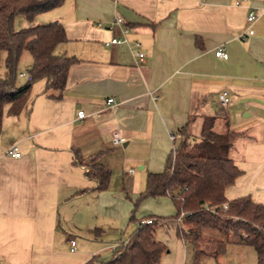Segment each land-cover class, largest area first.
<instances>
[{
  "label": "crops",
  "instance_id": "0c3cea01",
  "mask_svg": "<svg viewBox=\"0 0 264 264\" xmlns=\"http://www.w3.org/2000/svg\"><path fill=\"white\" fill-rule=\"evenodd\" d=\"M263 6L264 0H62L35 14L37 23L62 24L66 38L54 50L76 61L59 98L49 94L55 90L44 92L39 78L21 109L2 116L0 264L109 258L113 245L127 239L132 199L147 173L163 168L173 147L169 134L193 111L190 128L196 136L203 115L222 107V90L229 98L222 107L228 126L242 131L230 150L240 173L224 195H249L264 208ZM250 7L256 13L253 32L239 39ZM112 36L126 42L104 43ZM134 40L141 60L131 53ZM218 46L226 58L214 54ZM108 96L114 104H105ZM114 129L120 144L110 141ZM213 129H224L221 118ZM12 143L18 157L6 152ZM100 150L105 152L96 159L110 176L107 187L96 190L83 165L72 160L74 151L84 162ZM164 211H174L166 195L147 196L130 219L132 227L145 215Z\"/></svg>",
  "mask_w": 264,
  "mask_h": 264
},
{
  "label": "trees",
  "instance_id": "16d2710c",
  "mask_svg": "<svg viewBox=\"0 0 264 264\" xmlns=\"http://www.w3.org/2000/svg\"><path fill=\"white\" fill-rule=\"evenodd\" d=\"M62 0H0V50L5 51L6 73L0 76V125L5 111L16 114L23 106L32 83L44 79L43 91L59 98L64 89L69 66L76 61L72 55L56 53L57 43L65 40L62 24L58 20L34 23L38 12L50 9ZM21 14L26 24L13 25L14 16ZM23 50L30 54L26 68L30 79L16 82V65ZM203 115V114H201ZM197 116L190 112L184 124L176 129L173 147L166 153L163 168L148 172L145 184L135 198L129 219L147 196H169L174 212L168 215L150 214V222H138L126 240L117 241L109 258L92 255L82 264H155L166 248L165 243L154 238L156 225L170 223L175 234L191 245L190 264H197L199 257L211 246L216 257L230 242L251 246L255 264H264V208L249 195L226 198L224 188L240 173L230 150L241 130L228 126L227 113L222 107L212 114H204L198 134L192 135L190 125ZM217 118L222 119L224 129H213ZM105 150L82 161L74 151L73 162L83 165L84 175L94 181L92 188L107 187L110 169L96 159ZM226 202L225 209L221 204ZM216 228L223 237H206L204 229ZM208 236V235H207ZM204 245V246H202Z\"/></svg>",
  "mask_w": 264,
  "mask_h": 264
},
{
  "label": "rangeland",
  "instance_id": "374dc122",
  "mask_svg": "<svg viewBox=\"0 0 264 264\" xmlns=\"http://www.w3.org/2000/svg\"><path fill=\"white\" fill-rule=\"evenodd\" d=\"M41 20V18H40ZM37 23V21H33ZM42 23V22H40ZM45 23V22H44ZM26 24L24 17L21 14H16L14 16L13 25L15 28H19ZM4 55L5 51L0 50V76H4L6 69L4 67ZM31 61L30 54L23 50L19 56L17 65H16V82L21 83L25 80L24 77L19 76L17 73L20 70H26L27 66ZM243 113H241L242 115ZM194 131L196 132V125L193 126ZM173 134V133H172ZM175 135V134H174ZM169 200L170 197L166 196ZM139 205V204H138ZM138 207V206H137ZM165 212L163 214L155 213L158 215H168L173 213ZM146 216V215H145ZM133 223L134 220H130L129 217L126 221V236L135 228ZM203 235L206 237H223L222 233L219 232L216 228L204 229ZM208 235V236H207ZM154 237L158 240H161L165 243L166 248L161 253L159 261L157 264H190L191 258V245L188 242H183L174 232V226L170 223H160L158 227H155ZM204 246V245H202ZM205 248L207 252L202 254L197 264H255V254L251 246L238 242H230L226 244L225 250L222 253H219L216 257L211 255V246L206 245Z\"/></svg>",
  "mask_w": 264,
  "mask_h": 264
},
{
  "label": "built area",
  "instance_id": "2783aa9c",
  "mask_svg": "<svg viewBox=\"0 0 264 264\" xmlns=\"http://www.w3.org/2000/svg\"><path fill=\"white\" fill-rule=\"evenodd\" d=\"M242 1H246V0H234V3L238 4ZM263 9H264V6H263ZM256 18V13H255V10L254 8L250 7L245 15V20L247 22L245 28L238 34V38L239 39H245V37L249 34H251L253 32V29L251 27V24L252 22L255 20ZM114 21L116 23H122V19L120 16H115L114 17ZM127 30V27L124 26L122 28V31L125 32ZM117 42H126V38L125 37H118V36H112L109 40L105 41L104 43H117ZM139 41L137 40H134L133 41V47L131 48V53L138 59V60H141L142 57H143V52L140 51L138 48H139ZM214 54L216 56H219V57H223V58H226L227 57V52L221 47V46H218L215 48L214 50ZM19 76L21 77H24L25 79H30V75L24 71H18L17 73ZM153 98H155V95L153 96ZM218 101H219V104L224 107L228 104L229 102V98L226 94V92L224 90L220 91L218 93ZM115 103V100L113 97L111 96H108L105 98V104H108V105H112ZM77 116L78 117H83L85 115V112L83 109H78L77 112H76ZM170 138H174L175 135L170 133L169 134ZM111 143L113 145H116V144H120L121 141H122V136L120 135L119 131L117 129H114L111 131V139H110ZM10 156L12 157H18L20 155V151L17 147V145L15 143H12L10 144V146L8 147L7 151H6ZM227 206L226 202H223L221 204V208L222 209H225ZM151 221V218L147 217V218H140L138 220V222H150ZM69 243L70 245H73L74 244V239L73 238H70L69 239Z\"/></svg>",
  "mask_w": 264,
  "mask_h": 264
}]
</instances>
